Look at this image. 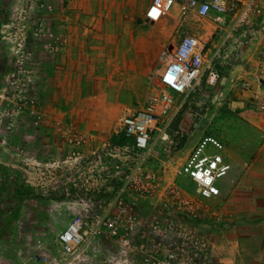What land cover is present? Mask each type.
Masks as SVG:
<instances>
[{
	"label": "rangeland",
	"instance_id": "374dc122",
	"mask_svg": "<svg viewBox=\"0 0 264 264\" xmlns=\"http://www.w3.org/2000/svg\"><path fill=\"white\" fill-rule=\"evenodd\" d=\"M151 1L0 0V264H44L46 256L58 264H143L140 247L160 240L167 194L179 187L182 197L196 198L178 170L205 135L225 143L233 170L219 182L220 197L196 198L200 222L212 258L237 264L217 244L239 224L235 183L260 158L261 172L246 178H264V0L246 42L240 34L226 40L225 16L184 10L188 0L149 22L142 5ZM186 34L222 42V79L202 87L173 126V145L152 156L154 193L137 199L148 209L122 213L117 189L138 155L116 136V123L161 92L164 54ZM171 200L174 211L179 199ZM75 215L88 222L80 258L58 243ZM262 216L256 229L264 228Z\"/></svg>",
	"mask_w": 264,
	"mask_h": 264
},
{
	"label": "built area",
	"instance_id": "2783aa9c",
	"mask_svg": "<svg viewBox=\"0 0 264 264\" xmlns=\"http://www.w3.org/2000/svg\"><path fill=\"white\" fill-rule=\"evenodd\" d=\"M176 1L152 0L146 10V19L149 22L162 20ZM258 1L188 0L183 9H194L203 17L216 11L229 22L226 40L240 34L246 42L257 32L253 15ZM221 48L222 42L216 44L212 37L184 35L164 54L166 65L160 75L161 92L153 95L141 108L126 110L118 119L116 136L124 139L125 148L138 155L128 160L129 172L121 179L117 189L120 212L138 213L148 209L140 206L137 199L147 201L154 193L157 174L148 172L152 156L159 149L173 145L171 131L174 123L202 87L216 86L222 79ZM225 152V143L219 137L205 135L180 166L178 174L190 181L197 199L211 200L222 195L219 182L232 171ZM182 192L179 187L172 188L163 201L161 210L166 216L163 229L159 231L160 240L140 247L143 264H233L228 260L212 258L213 241L200 222L197 200L182 197ZM127 195L135 198L130 204L125 202ZM174 198L179 199L178 206L171 211V203H175L171 199ZM87 224L82 215H75L59 233L58 243L65 255L81 257L87 240ZM52 263L58 264V261L55 258L50 262L46 256L44 264Z\"/></svg>",
	"mask_w": 264,
	"mask_h": 264
},
{
	"label": "crops",
	"instance_id": "0c3cea01",
	"mask_svg": "<svg viewBox=\"0 0 264 264\" xmlns=\"http://www.w3.org/2000/svg\"><path fill=\"white\" fill-rule=\"evenodd\" d=\"M148 6L149 3L142 5L144 10ZM216 14L217 12L213 10L207 17H213ZM229 161L233 170V163L230 159ZM262 161L261 158L257 159V162L252 164L233 186L231 208L233 214L236 212L239 224L231 227L227 241L217 244L228 248L231 251L230 258L237 264L264 263V228L260 225V228L256 229L253 224V220H261L262 215H264V178L258 179V181L247 180L246 178L251 173L261 172V169L259 167L257 169L254 165H260Z\"/></svg>",
	"mask_w": 264,
	"mask_h": 264
},
{
	"label": "trees",
	"instance_id": "16d2710c",
	"mask_svg": "<svg viewBox=\"0 0 264 264\" xmlns=\"http://www.w3.org/2000/svg\"><path fill=\"white\" fill-rule=\"evenodd\" d=\"M179 121H180V119L177 120L174 124H175L176 126H178Z\"/></svg>",
	"mask_w": 264,
	"mask_h": 264
}]
</instances>
